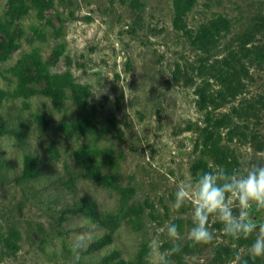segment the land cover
Returning <instances> with one entry per match:
<instances>
[{"label": "rangeland", "instance_id": "obj_1", "mask_svg": "<svg viewBox=\"0 0 264 264\" xmlns=\"http://www.w3.org/2000/svg\"><path fill=\"white\" fill-rule=\"evenodd\" d=\"M224 71L242 94L214 115L245 118L232 142L219 129L221 166L246 171L264 163V0H0V264H70L69 235L92 226L80 264H150L170 223L173 264L247 258L255 233L239 246L210 217L192 246L191 204L171 207L207 150L199 90Z\"/></svg>", "mask_w": 264, "mask_h": 264}, {"label": "clouds", "instance_id": "obj_2", "mask_svg": "<svg viewBox=\"0 0 264 264\" xmlns=\"http://www.w3.org/2000/svg\"><path fill=\"white\" fill-rule=\"evenodd\" d=\"M186 203L192 206V227L188 233L192 246L207 244L214 239L208 223L210 217H215L222 224L224 235L234 241L248 240L255 233L253 242L247 248V258L237 254L239 264H249V259L254 262L257 258H264V222L257 224L252 218L253 212H264V163H253L246 171H229L216 165L190 178L177 187L171 207L179 210ZM94 231L92 226L69 235L70 264H80ZM162 231H166L172 247L161 250L159 236L152 238L148 243L150 264H173L171 256L180 250L178 225L170 223Z\"/></svg>", "mask_w": 264, "mask_h": 264}, {"label": "trees", "instance_id": "obj_3", "mask_svg": "<svg viewBox=\"0 0 264 264\" xmlns=\"http://www.w3.org/2000/svg\"><path fill=\"white\" fill-rule=\"evenodd\" d=\"M185 2H188V0H185ZM228 68L230 70L232 69V67ZM212 79L219 86V90H212L210 87L211 84H208V89L199 90V102L202 103V107L204 109L211 110L204 122L196 124L198 142H201L205 148L207 147L206 151H200L202 156L199 157L197 165H194L196 170H201L200 173L212 169L213 166L222 165V163H225L228 160V151L225 147L219 145L221 136L218 131L223 127H229L230 132L228 134V142H232L236 137L234 133H238V136L242 135V128L239 121H242L245 118V116L239 112L238 108H233L228 114L218 113L214 115V112L222 108L224 103H227L228 100L234 101L240 94H242V85L236 83L234 75L226 71H224V74L219 73L217 77ZM0 121L1 133L4 127L3 119L1 118ZM209 157L211 159L210 162L207 161V158ZM36 172L37 169L32 159L29 156H26L24 161L23 176L27 178L32 177L36 174ZM200 173H197L195 177ZM84 203L87 205L86 202ZM243 242L244 240H239V246H241Z\"/></svg>", "mask_w": 264, "mask_h": 264}]
</instances>
